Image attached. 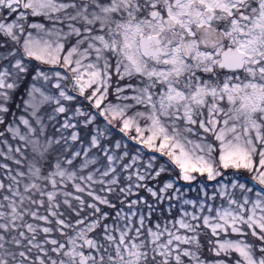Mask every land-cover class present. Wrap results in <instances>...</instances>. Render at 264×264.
<instances>
[{
	"label": "snow or ice",
	"instance_id": "obj_1",
	"mask_svg": "<svg viewBox=\"0 0 264 264\" xmlns=\"http://www.w3.org/2000/svg\"><path fill=\"white\" fill-rule=\"evenodd\" d=\"M0 264H264V0H0Z\"/></svg>",
	"mask_w": 264,
	"mask_h": 264
}]
</instances>
